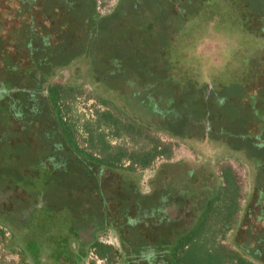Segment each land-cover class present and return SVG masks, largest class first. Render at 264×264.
<instances>
[{
	"label": "flooded vegetation",
	"instance_id": "obj_1",
	"mask_svg": "<svg viewBox=\"0 0 264 264\" xmlns=\"http://www.w3.org/2000/svg\"><path fill=\"white\" fill-rule=\"evenodd\" d=\"M14 1L0 0V25L5 26L4 29H0L5 36H8V40L12 41L4 49L6 53L4 54L3 51L0 58V115L4 117V129L7 128L13 140H19L21 134L30 140L34 138V145L31 146L34 148L33 153L36 156L41 154L40 159L43 163H41L42 167L39 172L30 167L21 166L18 171L22 175L18 179L10 174V172L14 174L11 167L8 168V175H5V178L0 173V183H3L0 190V207L7 205L3 199L12 203L13 197H21L26 191H30L34 184L35 186L39 184V187L43 189L44 186L40 181L46 184L50 174L61 172L64 175L69 173L72 178H77L79 185H77L76 197L84 196L87 205L84 204L86 206L84 207L78 200L76 202L79 205L70 207L72 210L68 208L54 210L53 207L54 214L68 212L80 218L88 216L85 212L89 211L97 213L99 217L97 224L93 223L84 227L82 232L76 231L73 234L62 229L60 233L54 234L55 238L54 235L51 236L55 242L43 243L40 242L39 235L41 234L38 231L43 225L53 224L49 212H40L38 208L33 210L34 213L29 210L25 212L26 207H23L24 216L20 218V221H12L10 217H5L6 219L3 220L14 226L16 232L14 235L10 233V236L17 239L20 255L28 259L30 264H81L87 255L93 252L95 257L107 264L108 259L99 256L96 252V244L102 243L112 248L111 260L118 258L121 261L120 264H175L174 244L176 240L195 228L197 233L202 229L196 238L204 243L207 253L217 256L219 254V258L226 261L225 264H230L231 259L234 263L239 258L244 259L245 263L264 264V153L258 156L253 151L247 156L244 152L246 147L251 146L255 149L264 147V54L260 56L262 62L254 58L255 54L253 58L251 55L248 57V62L243 64L244 73L245 75L249 73L248 76L238 73L237 77L243 78L227 77L225 80H220L216 91H206L204 85L202 94L200 92L198 94L197 91L193 93L199 105L203 104L205 107L204 114L202 112L193 118L192 124H196L193 130L185 128L183 130L186 135L192 132L193 139L188 140L190 144L183 141L194 148L191 149L194 157L184 156L176 161L167 160L160 164L154 174L146 180L147 190H143L142 183L140 184L139 181L140 175H136L130 167L109 165L99 160L95 162L93 158L82 156L78 148L75 149L66 143L67 138L56 128L55 119L51 113L52 108L49 104L47 90L50 83L42 84V89L37 91L35 89L39 83L28 84L22 81L21 77L14 82L12 78L2 73L1 67L5 65H15L16 69L25 70L26 66L34 62L29 55L18 53L21 45L16 44L17 39L9 38L8 31L10 32L11 25L20 27L22 20H30L29 14H32V11L39 15L38 6L35 5V1L29 4L30 0H19L22 2L23 10L22 8L17 10L21 6ZM190 1L200 6L198 11L202 12L201 7H204L207 0ZM208 1L209 5L205 7L207 10L216 12L220 16L224 13L222 10L225 9V4H222L223 7L218 5L219 1L223 0ZM225 1L229 3L228 0ZM244 3L230 6V14L234 18L235 30H237L233 37L237 38L239 33L243 35L251 33L254 38H257L259 45H264V12L245 15ZM25 6L30 9L26 10ZM197 15L196 9L190 17L197 19ZM36 18L42 25H46L41 17L36 16ZM221 20V26L225 27L226 23L223 19ZM231 24H233L232 21ZM247 25L248 27H245ZM42 46L48 47L49 45ZM178 47L175 46L176 60L173 61L174 63L179 56ZM205 47L208 52H211V46L205 45ZM218 50L220 51L216 48V51L211 53L216 56ZM257 51L258 49H255L250 53ZM10 58H15V61ZM220 60L218 56L216 61ZM236 65L241 67L239 63ZM222 73L220 67L215 72L217 76ZM37 75L38 73L33 76L36 81L39 79ZM72 75L74 81L82 77L95 78L94 73H86L80 68L76 69ZM236 81L246 88L247 93L241 96L242 105L246 108L250 105L255 109L252 118H244L245 121L248 119L250 122L247 132L254 133L259 138L253 136V139L241 138L245 135L243 132L246 129L225 132V127L220 123L226 117V110L223 107L228 101H235V97L238 96L227 86ZM192 82V84L197 83ZM180 84L186 85V82L182 81ZM206 85H211V83L208 82ZM100 86L105 87L94 85L93 91L98 93L100 98L107 100L108 97L104 96L103 92L108 88L101 90ZM109 89L113 91L110 87ZM34 95H40V98H34ZM257 97L260 98L257 99ZM246 101H248L247 106H245ZM36 110H40V113L37 114ZM103 111L106 110L103 109ZM114 113L124 114L118 109ZM229 113L234 114V112ZM122 118L127 120V116ZM133 122L136 124V121L133 120ZM150 127L154 129L155 125H150ZM50 132H53L55 136H51ZM165 132L173 134L171 130ZM233 132L238 138L231 139ZM231 150L244 156L243 162L227 158V152ZM81 170L84 172L82 173ZM85 171L91 173L86 175ZM240 171L243 178H246L244 183L236 174ZM87 177L90 181L88 189ZM82 179L83 185L80 183ZM8 181L10 183L5 187ZM58 195L61 194H56ZM53 198L55 197H50V204ZM39 203L38 201L36 204ZM87 207L91 210H86ZM81 212L84 214H80ZM2 216H5V212L1 211L0 218ZM109 228L114 230L111 233L114 236L108 239L102 238L101 233H106ZM35 231L37 232L34 235ZM24 232H32V235L25 239ZM44 232L49 234L46 229ZM99 233L101 236H98ZM106 236L109 237L110 234ZM73 237L75 239H72ZM227 242H230L231 246H228ZM183 255L184 251H181L180 256ZM91 259L93 260V257Z\"/></svg>",
	"mask_w": 264,
	"mask_h": 264
},
{
	"label": "rangeland",
	"instance_id": "obj_2",
	"mask_svg": "<svg viewBox=\"0 0 264 264\" xmlns=\"http://www.w3.org/2000/svg\"><path fill=\"white\" fill-rule=\"evenodd\" d=\"M172 1H174V9H176L181 15H184V27L177 29L175 26L177 23L169 21L168 18L163 17V14L160 16V20L164 18L162 20L163 22L158 23L159 25L157 29L159 30L160 27L161 30L165 31L167 28L165 38L162 41L164 45L167 47L171 45L174 47L176 45L179 46L177 49L179 56L174 63L177 75H173L172 73V79H167L165 85L161 74L150 75L148 83L153 85L151 87L153 93H147L146 90H135L137 85H134L131 82L135 80H138V82L139 80H143L145 75L140 73H136V78L129 73H125L124 75L119 73L115 78L111 79L110 83L107 84L101 83L96 78V75L94 79L91 77H82L76 81L73 80L72 74L78 68L83 69L86 73H94V64L100 66V69L106 66V61H112L118 64L113 60L114 58L111 52L109 54L106 53L107 59L101 52L99 53L97 50H93L92 45H109V43L115 41L124 46L126 43L124 39L128 36L127 30L129 27L127 29L126 27L129 26L130 20L128 17L129 15H125V9L119 7L114 14L112 13L115 10L111 13L112 15L98 19L94 13L93 0H60V13L62 14L60 20L61 25L62 23L64 26L66 25L65 29L67 33H65V42L67 45H50L52 51L49 52L50 56L47 59H43V55L39 54L30 66L25 67V73H32L33 76L38 73L37 78L39 79L37 81L32 75L21 77L22 81L25 83H39L35 89L37 91L41 90L42 84H47V82L61 86L64 91L71 88V91L66 92L67 95L60 92L57 96L53 95L49 90V104L52 108L51 113L54 116L56 128L65 134L67 138L66 143L71 147H75V149L78 148L79 150H77L82 156L93 155V160L95 162L98 160L104 162V157L106 155L104 154L103 144L105 143H109L113 147H122L128 155L133 153L137 154L145 149H149L155 142L159 144V149H163V152L158 154L146 166H142L139 163L133 164L132 161L128 159L129 156L124 157L119 163L123 168L125 166L130 167L134 173L136 172V175H140L139 181L140 184L142 183L141 187H143V190H147L146 180L154 174L160 164L167 160L176 161L184 156L190 158L194 157L193 150H191L194 148L186 143H189L191 138L193 139V137H191L192 132L186 135L183 130L184 128L190 131L193 130L194 125H196L192 124L194 122L193 117H195V115H200L202 112L204 114L205 107L203 104L199 105V102L196 100L197 97H193L192 93L197 91L198 94L199 92L202 94V88L204 85L206 91H216L219 88L220 80H225L227 77L231 79L243 78L237 77L238 73H241L243 76H248L249 73H246L245 75L243 70V64L248 62V57L251 55V58H253V55L255 54L254 58L257 61L262 62L260 56L264 54V45H259V42L256 41L257 38H254L251 33H245L244 35L239 33L236 36L237 38L233 37L237 30H235L234 18L230 14V6H232V4L243 5L244 2L246 7L245 15H249V13H262L264 12V0H235L234 3L233 0H228L231 4L227 3L225 0L219 1L220 4L218 3V5L221 7L225 4V9L222 10L224 13H221V16L217 15L216 12H211L205 8L209 5L208 0L204 7H201L202 12L198 11V7L200 6L194 5L190 0ZM196 9L198 12L197 19L190 17ZM139 12L138 16L141 18V21L144 22L138 25V29L140 30L147 29V24L149 25V23L158 20L154 9L147 8ZM85 18H89L91 22L100 21L99 25H101L100 33L92 38L93 40H90L89 37L87 38L88 45H85L84 41L86 38L85 32L83 31ZM170 18L173 19L171 16ZM221 19L226 23L225 27L221 26ZM116 21L123 22V25L118 24V26L115 27L114 24H116ZM231 21L233 24H231ZM228 22H230L229 25ZM131 24L132 23L130 22V25ZM168 25L175 26L173 27L174 31L171 30V27H168ZM245 27H248V25ZM135 31L137 32L136 29ZM16 32H19V28ZM163 34L164 33H162V35ZM104 36L105 38H103ZM4 38H8V36H5ZM137 38L138 36H134V41H136ZM101 39H106V43H100ZM205 45L211 46V49L209 48L211 52L216 51V48H219L220 51L218 50V54L214 56L211 52L207 51ZM7 46L8 45H2L1 50L3 51ZM22 47H24V45H22ZM255 49H258V51L250 53V51ZM261 49L263 50L259 51ZM174 51L175 50L172 49L173 60H176V54H174ZM126 54H123L124 61H126ZM218 56L221 58L219 62L216 61ZM237 63H239L241 67H238L236 65ZM219 67L223 73L217 76L215 72ZM141 68L143 69V67ZM161 80L162 82H160ZM172 81H175V83H172ZM182 81L186 82V85L180 84ZM192 81H196L197 83L192 84ZM208 82H210L211 85H206ZM78 84L79 86H77ZM102 84L103 86L106 85L105 87L108 88V90L103 92V95L108 97L107 100L100 98L101 96L99 97V94L93 91L94 85L99 86ZM108 84H110L113 91L109 89ZM227 86L229 90L238 94V96L235 97V101L230 100L226 103V106L223 107L226 110V117L224 118V121H220V123L225 127V132H230L234 129H246L243 132L245 135L241 138H259L258 135L247 132L250 122H248V119L245 121L244 118H252V115L255 114V109L248 105V101H246L245 104V106L248 105L247 108L242 105L243 102L241 101V96L247 93L246 88L237 81L231 82V84H228ZM105 87L100 86L101 90H104ZM157 95L159 98L156 97ZM173 95H179L181 99L177 100V102L172 101V106L170 102L172 98L174 99ZM60 96L62 97L59 99ZM33 97L39 99L40 95H34ZM259 98L260 97H257V99ZM59 107L62 108L61 111ZM98 109H100L99 113L105 109L114 115L116 109L121 110L124 114L115 116L119 119H122L123 116H127L128 121H136V127L142 130L139 131V133H136L135 131L131 132L122 129L119 131L118 135H115L111 127H107L104 124H97L95 121L98 116ZM154 111L157 114L156 116ZM35 112L39 114L40 110H36ZM229 112H234V114H230ZM150 125H155L154 129L159 130L150 129ZM4 126V117L0 115L1 176L5 178V175H8L9 167L14 171V174L11 172L10 174L16 177V179L22 175L21 172L18 171L21 166L27 168L30 167L39 172L42 167L41 163L43 162L40 159L41 154L36 156L35 153H33L34 148L31 146L34 145V138L30 140L27 139L24 134H21L19 140H13L9 136L7 128L4 129ZM68 126L71 127L70 130H67ZM89 126L93 127L94 130H89ZM168 130H171L174 135L170 132H165ZM50 134L51 136H55L53 132H50ZM231 135V139L238 138L234 132ZM92 142L94 144L96 142L95 148ZM99 143H102L100 149ZM253 151L256 152L258 156H261L264 153V147L262 149H258L257 147L255 149L251 146L244 148L245 155H250ZM227 156V158L233 161L243 162L244 159V156L235 150L227 152ZM81 172L83 173L84 171L81 170ZM85 173L86 175H89L91 172L85 171ZM236 174H238V178L244 183L246 178H243L241 171L240 173L236 172ZM86 179L88 189L90 186V181H88L89 177ZM9 183L10 181L6 182L5 187H7ZM40 183L44 186L43 189L39 187V184H36V186L34 184L32 189L26 191L21 197H13L11 199L12 203H9L7 199H3L7 205L6 207H0V213L1 211L5 212V216H2L0 220L3 222L7 217H10L12 221H20V218L24 216V210L25 212H28L29 210V212L34 213L33 210L38 208L40 212H49L50 220L53 224L50 226L43 225V227L40 228L41 230L38 231V233L41 234L39 235L40 242L43 243L55 242L53 241L55 238L54 234L60 233L62 229L74 234L76 231L82 232L84 227H88L93 223L97 224L99 217L98 214L94 212L91 213L86 211L85 214L88 213V216L80 218H77L73 213L67 212L66 214L56 215L53 212V207L55 208L54 210L62 208L71 209L73 206L79 205L76 202L78 200L83 206L84 204L87 205V200L84 196L76 197V191H78L77 185H79L77 178H72V175L69 173L64 175L61 172H57L48 176L46 184L41 181ZM80 183L83 185V179ZM45 186L48 187L46 188ZM2 187L3 183L1 182L0 190ZM37 190L39 191L38 195ZM56 194L61 195L56 196ZM50 197H55L52 199L51 204ZM26 200L28 201L26 202L27 204L25 203ZM38 201L40 203L36 204ZM43 205L48 206L44 207ZM23 207H26V209L23 210ZM86 210H91V208L87 207ZM80 214L83 215L84 212H81ZM1 221L0 264H30L28 259L23 258V256L20 255L17 239L13 237L11 238L10 236V233L14 235L16 232L14 231V226H11L7 222L2 223ZM72 225L74 226L73 229ZM45 229L49 234L44 232ZM107 230L106 233L100 232L102 238L108 239L114 236L113 234L111 235V233L114 232L112 228ZM36 232L37 231L34 232V235ZM100 233L98 236H101ZM108 234H110L109 237L106 236ZM24 235L25 239H27L32 235V232H24ZM52 235H54L53 239H51ZM72 239H75V237ZM227 245L231 246L230 242H227ZM91 257H93L94 264H106L105 261H101L99 258L95 257L93 252H90L81 264H87L88 262L92 264L93 260ZM213 261L216 262L215 260ZM120 262V259L116 258L111 260L109 264H120ZM204 263L211 264L210 262H199V264Z\"/></svg>",
	"mask_w": 264,
	"mask_h": 264
},
{
	"label": "trees",
	"instance_id": "obj_3",
	"mask_svg": "<svg viewBox=\"0 0 264 264\" xmlns=\"http://www.w3.org/2000/svg\"><path fill=\"white\" fill-rule=\"evenodd\" d=\"M35 1V5L38 6V12L39 15L34 14V11H32V14H29L30 20H22L20 27H15L11 25L9 27L10 32L8 31L9 38L17 39V43L21 45L20 49L18 50L19 54L25 53V55H29V58L31 60H35L39 56V54L43 55V59H47L50 55L49 52L52 51L50 48V45H67L65 42L66 36L65 33H67L64 24L61 25V18L62 14L60 13V0H30ZM94 1V0H93ZM17 5L21 6L20 8H17V10L21 9L23 10L22 2H19V0L14 1ZM32 4V3H31ZM27 6V5H26ZM26 8V10H29V8ZM94 6V3H93ZM119 7H123L125 10V15H129V26L128 28V36L124 39L126 41L125 45H121L115 41H112L109 43V45H92L93 50H97V52H101L106 57V53H110L113 55V60H115L118 64L112 62V61H106L107 64L103 68L100 69V66L93 65L94 70V76L96 75L97 79L101 83H110L112 78H115L119 73L121 75H124L125 73H129L134 78L135 75L138 73L145 75L143 77V80H135L132 81L134 85H137V88L135 90L144 91L146 90L147 93H153L152 86L149 82L150 75L153 74H161L163 78L164 85L167 79H172V73L173 75H177V72L175 71V65L173 60V54L172 49L175 50V47L173 45L167 47L162 43L163 39L165 38V34L167 32V28L165 31L161 30L159 27V30L157 29L158 23L163 22L162 20L165 18H168L169 21L176 22L175 25L178 28L184 27V17L174 9V1L172 0H121L119 5L116 7L115 11L112 13L114 14L116 10ZM147 8L154 9L156 11V15L158 17V20L152 23H149V25H146L147 29L140 30L138 29V25L142 24L144 22L141 21V18L138 16L139 11L145 10ZM20 12V11H19ZM166 15H165V13ZM18 14V13H17ZM110 14V15H112ZM164 14V15H163ZM163 15V19L160 20V16ZM12 16V15H11ZM14 16V15H13ZM18 16V15H17ZM36 16L39 18L41 17L43 21H45L46 25H42L39 21H37ZM173 17L172 18H170ZM85 24L83 25V31L85 32V45H88L87 38L89 37L90 40H93L98 33H100V21H92L89 20V18H85ZM176 20V21H175ZM48 21L49 23H47ZM68 22V21H67ZM130 22L132 23L130 25ZM123 25V22L116 21V26ZM157 24V25H156ZM54 26L53 28H51ZM149 26V27H148ZM175 26H169L171 27V30H173V27ZM5 26L0 25V28L4 29ZM134 27V28H133ZM19 28V32L17 33L16 30ZM137 30V32L135 31ZM158 30V32H157ZM174 31V30H173ZM176 31V30H175ZM136 33V35H135ZM162 33H164L162 35ZM176 33V32H175ZM134 36H138L136 41H134ZM5 34L0 29V58L2 56V53L4 51V54L6 53L5 50H1L2 45H10V42L8 38H4ZM105 38V36L103 37ZM46 41H45V40ZM162 39V40H160ZM157 40V41H155ZM106 43V39H101L100 43ZM24 45V47H22ZM42 45H49L48 47H43ZM168 45V44H167ZM175 52V51H174ZM128 53V54H126ZM123 54H126L125 58L126 61L123 60ZM175 54V53H174ZM115 55V56H114ZM6 56V55H5ZM107 58V57H106ZM176 58V57H175ZM13 61H15V58H10ZM108 59V58H107ZM154 59V60H152ZM143 67V69L141 68ZM2 73L9 78H12V81H16L17 78L22 77L23 74L25 75H32V73H25L26 69L21 68H15V65L1 67ZM137 73V74H136ZM33 77V75H32ZM162 82V80L160 81ZM126 83V82H125ZM173 83V81H172ZM103 85V84H102ZM110 87V84H108ZM143 85V87H142ZM106 86V85H105ZM111 88V87H110ZM112 89V88H111ZM133 89V88H132ZM50 92L57 96L60 92L63 94L67 91H71V88L68 90H65L55 84H51L48 86V92ZM134 91V90H133ZM73 92V91H72ZM193 94V93H192ZM67 95V94H66ZM174 99H171L172 101L177 102V100H180L181 97L173 95ZM195 97V95H192ZM62 96L59 97V99ZM156 97L159 98L157 95ZM170 102V103H171ZM173 106V103L171 104ZM60 106V105H59ZM60 111L62 108H60ZM99 110H97V119L95 120L97 124H104L107 127H111L113 130V133L115 135L119 134V131L122 129H125L127 131L136 132L139 133L142 129L136 127V124L132 121H126L125 119H119L117 116L112 114L109 111H101L99 113ZM155 116L157 115L154 111ZM153 116V115H152ZM194 118V117H193ZM72 122V121H71ZM88 128V127H87ZM71 127H67V130H70ZM89 130L93 131V127L89 126ZM172 132V131H171ZM93 143V142H92ZM94 148L96 147L93 143ZM104 145V154L106 155L105 163L109 165H117L120 163L124 157L129 156L128 159L132 161L133 164L139 163L142 166H146L152 161L158 154H161L163 152V149H159V144L156 142L154 145L149 148L145 149L142 152L139 153H133V154H126V152L122 149V147H113L109 143H105ZM102 143H99V149L101 148ZM98 148V147H97ZM79 150V149H78ZM87 155V154H86ZM88 158H94L93 155H87ZM121 165V164H119ZM118 165V166H119ZM227 179L230 178L227 175ZM204 225V224H203ZM202 229H200L198 232L200 233ZM199 233H197V230L192 228L188 232H186L183 236L178 238L176 240L175 246V264H199V262H210L211 264H225V260H221L218 256L212 253H207V249L204 248V243L200 242L198 238H196ZM186 248L184 249V247ZM112 248L109 245H105L102 243L96 244V252L101 257H106L108 261H111ZM184 251V255L180 256V252ZM229 255V254H228ZM230 256V255H229ZM218 257V258H216ZM231 257V256H230ZM215 260L216 262H214ZM199 261V262H198ZM230 264H250L245 263V260L239 258L237 261L233 263L232 259L230 260ZM107 262V264H109ZM206 264V263H204Z\"/></svg>",
	"mask_w": 264,
	"mask_h": 264
},
{
	"label": "built area",
	"instance_id": "obj_4",
	"mask_svg": "<svg viewBox=\"0 0 264 264\" xmlns=\"http://www.w3.org/2000/svg\"><path fill=\"white\" fill-rule=\"evenodd\" d=\"M118 2L119 0H94L95 16L105 17L110 15L116 9Z\"/></svg>",
	"mask_w": 264,
	"mask_h": 264
}]
</instances>
